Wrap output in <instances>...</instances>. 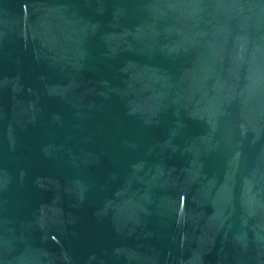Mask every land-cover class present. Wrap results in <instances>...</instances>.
<instances>
[{"label":"water","instance_id":"obj_1","mask_svg":"<svg viewBox=\"0 0 264 264\" xmlns=\"http://www.w3.org/2000/svg\"><path fill=\"white\" fill-rule=\"evenodd\" d=\"M0 264H264V0H0Z\"/></svg>","mask_w":264,"mask_h":264}]
</instances>
